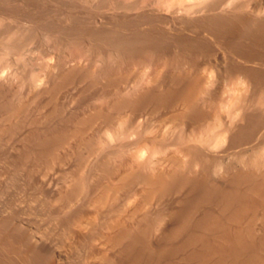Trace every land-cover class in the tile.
Wrapping results in <instances>:
<instances>
[{
    "label": "bare ground",
    "instance_id": "obj_1",
    "mask_svg": "<svg viewBox=\"0 0 264 264\" xmlns=\"http://www.w3.org/2000/svg\"><path fill=\"white\" fill-rule=\"evenodd\" d=\"M74 2L0 0L3 56L24 61L28 42L39 37L56 56L40 65V73H28L21 85L10 68L8 76H0V139L20 140L14 170L26 171L30 182V174L38 169L74 163L63 185L52 172L40 178L59 202L72 207L59 220L61 236L94 241L82 224L88 212L74 205L81 195L108 184L123 191L121 199L126 201L141 188L148 197L175 198L177 204L167 203L156 216L108 220L113 222L107 227L111 247L92 250L106 252L99 264H264V0H160L148 9L144 3H123L121 9L132 17L115 15L98 23V14L93 17L90 9L87 17L77 10H85L93 0ZM8 19L25 27L14 29ZM161 67L168 79L133 80V85L122 79L136 68L163 72ZM210 72L237 78L240 86L228 91L232 110L222 133L206 137L211 129L203 122L216 115L212 105L218 96L215 80H202ZM80 79H88L95 89L88 102L102 101L91 102L93 107L86 103L91 109L83 102L88 112H79L80 104L74 108L77 112L62 108V92ZM13 87L28 89L31 97L24 99ZM112 87L117 91L112 93ZM31 104L45 111L30 117ZM157 108L175 110L187 128L171 143L148 136L147 119L142 117ZM220 108L228 110L224 103ZM99 120L111 126L103 139L89 134ZM161 152L167 164L156 159ZM13 217H0V264H65L61 247L38 239Z\"/></svg>",
    "mask_w": 264,
    "mask_h": 264
},
{
    "label": "rangeland",
    "instance_id": "obj_2",
    "mask_svg": "<svg viewBox=\"0 0 264 264\" xmlns=\"http://www.w3.org/2000/svg\"><path fill=\"white\" fill-rule=\"evenodd\" d=\"M74 1H75L74 4L78 5L80 3V2H78L79 0H74ZM94 1H95V4L98 2V0H93V2ZM102 1L103 2L106 1V5L104 3H102V5H100ZM120 1L109 0V2H108V0H99L97 5H95L93 2H91L89 4L90 6L87 5L84 7V8L87 7L85 10L81 7L80 8L78 7L77 10L80 11L79 15L81 14L83 17H87L88 12H90V11L92 12V14L94 12L93 17L95 16V14H98L97 18H95L96 16L94 17V21H96V23H98L99 20H102V18H108L109 20H112L115 15L128 17V18L132 17L134 15V14H132V12L130 13V12H127L126 10L121 9V7H122L121 5H123V3L125 5H133L135 7H139V5H143V3H144L145 4V5H143L145 7L144 9H146V8L148 9V7L153 8V7L158 6L159 2H160V0H130V2H129V0H124V2H122L123 1L122 0L121 1L122 3ZM119 3H120V5H119ZM126 3H128V4H126ZM147 5H148V7H147ZM93 6L95 8L97 6H99L97 8L101 9V13L98 12V11H100L99 9L97 11V8L95 9ZM101 6H104L105 8L101 7ZM90 7H93L92 10ZM141 7L142 6H140V10H141ZM55 8L57 9V7H55ZM106 8H107V10H106ZM164 8L166 9V7H164ZM88 9H90V11ZM93 9H94V11H93ZM81 11L84 13L85 16L81 13ZM136 11H138V10H136ZM115 13H117V14H115ZM6 22H9V24L7 23V25H9V26H11V24L13 23V25L11 27H13V28L15 27L14 29L21 28L22 26L25 27L24 22L20 24L19 22L13 21V20H11V22H10L9 19H8V21L6 20ZM109 27H111V26H109ZM28 43H29V45L27 44V47H28L27 51L25 52V54L23 56L24 61H19L18 56H9V57L3 56L2 50H0V76H2V75H4L3 77L8 76L9 75L8 69L10 68V73H11V71L14 73H17V76H18L17 82L20 84V83H22L23 80H25L27 78L26 76L28 73H30V72L40 73L41 72L40 65L46 59L54 60V57L56 58L55 54L53 53L54 51L47 49V44L42 38L39 37L37 40L35 39L34 41H29ZM52 55H54V57ZM2 56L4 57V59H2ZM1 59H2V61H1ZM5 69H6V71H5ZM33 69H35V70H33ZM146 69L147 68H136V69H133L132 71L123 73L122 79L125 82L130 81V85H133L135 82H138L140 80H144L146 82V78L147 79L149 78L147 80V82L150 79L151 80L149 82H152V80H159L161 78H165V79L167 78L168 79V75H169L168 71L165 70L164 68H162L164 70L163 72L161 70H157V72L159 71L158 74H156L157 72L155 70H153L152 68L148 69L149 72L145 71ZM146 72H148V74ZM215 73L216 72L204 73L203 76H201L203 82L205 83L207 81V82H209L208 84H210V81L214 79L215 83L213 84L214 85L213 89L218 93V96L213 101L214 105H212L215 109L216 115L211 114L210 117L207 118L206 121L203 122L204 127H210V129H211V135L210 134L203 135L206 137H208V136L210 137L212 135H218L219 133H222L223 128H224V124L226 123L227 120H229L228 112L230 111V109L232 110V108L229 107L230 106L229 105L230 104V102H229L230 94L228 91H230V88L233 87V85L236 86L235 87L236 89H237V86H238V88L240 86L237 83V81H238L237 78L220 77V75H218L217 73L215 74ZM127 74H129L127 76V77H129L128 79L126 77ZM149 74L151 77L149 76ZM205 74H206V76H205ZM133 80H134V83H133ZM124 81H123V83H124ZM90 84L91 83L88 79H82V80L80 79L79 81L74 83V85H70L69 87H67V89L64 90L66 92H62V93H65L66 97L71 92L72 93L68 96V98H67L68 101L66 100L65 94H61V100L58 102L59 105H61V107L64 109L66 108V109H69L72 111V110H74V108L77 109V107L80 104L78 111L81 112L82 110L83 111L85 110L86 112H88L89 110L88 109L86 110L84 108V106L86 108L91 109L90 107L94 103L97 104V102L100 103L102 101L100 99L98 101L97 100L96 101L90 100V103L88 102L89 97L92 94V90L93 91L95 90L93 88L92 89L90 88ZM121 86H123V85H121ZM75 88H76V90H75L76 92L78 91L81 93V94L79 93L80 97L77 96L78 93H76L74 91ZM235 88H234V90H236ZM15 89H16V87L13 90H15ZM117 89L118 88L112 87V89H111L112 93L117 91ZM96 90L101 91L102 87L98 85ZM15 91H19L18 93H20L24 97V99L28 100V98L31 97L30 92L26 88L21 87V91L19 89H16ZM225 92H226V94H225ZM73 93L74 94L76 93L77 95L76 94L74 95ZM71 96H72V98H70ZM83 98L88 99L87 102H85L86 99L83 100ZM64 101L67 105L64 103ZM81 101H82V104L80 103ZM93 101H95V102H93ZM226 101H228V102H226ZM83 102H84V104H86V103L87 104L89 103V105H91L92 103L93 104L90 107H88V105L87 104H86L87 106L84 105ZM221 103L222 104L224 103L225 105H227L228 110H227V108H226V110L221 109L220 108L222 105ZM96 104H94V105H96ZM82 105H84V106L82 107ZM35 106H36L35 104H31V106H30V108H31L30 109V115H31L30 117L39 116V114H41L42 111H45V109L42 110V108H39L40 109L39 110ZM206 109L211 110L210 107L209 108L206 107ZM74 111L77 112V110H74ZM211 112H212V110H211ZM174 113H176V112H175V110L173 111L172 109L170 110V109H165V108H157L156 110H152V111H151V109H149L144 114V116L142 117V119L145 121L147 119L146 122L148 124L149 131H151V132L148 131V133H149L148 136L149 137L155 136V137H157V139L159 141H166V144H168V143H171L170 139H173L176 136H178L180 133H182L183 131H186L187 128L185 127L184 124H181L182 122L179 119V117L177 116V113H176V115ZM29 119H31V118H29ZM157 120H159V122ZM101 121L102 120H99V122L97 121V123H95V125H93V127L90 129L91 132H89V134L90 133L95 134L96 137L99 136L98 138L103 139L106 137L105 129L106 130L111 129L110 128L111 126L109 127V124H106V122L103 123ZM26 123H27L26 127H28L29 124H28V122H26ZM93 128H95V129H93ZM159 129H161V130H159ZM152 131L153 132L155 131V132L152 133ZM102 133H103V135H102ZM196 133L198 135L199 134L202 135V131H200V130H198ZM92 134H90V135H92ZM263 140H264V138H262L260 141L263 142ZM260 141H259V143H260ZM9 142L10 143L12 142V143L9 144ZM19 145L21 146V142L16 136H4L0 139V175H1L0 176V217L14 216L13 218L15 219L16 223H18L20 225L22 223L24 228H26V229L28 228L32 233H34V235L38 239H42L43 241L47 242L51 246L61 247L60 249L65 251L64 252L65 257H63V260H62V262L65 264H99V263L104 262V260H105L104 254L106 255V252H100V253L95 252L94 253V251H92V250H94L96 248V246L101 247V248L106 249V250L111 247V243L109 242V238L107 236V234H108L107 227L111 226L110 224H113V222H110V224H109L108 220L115 221V219H117L120 216H122V218H124L126 216L127 217L128 216H142V215H146V214L151 215V216H156V214L160 210H163L164 208H166L169 203H170L169 205H171V204L175 205V203H176L175 198L161 199L158 196L148 197L146 195V192H144L141 188L137 189L136 190L137 192H135L134 194L132 193L133 198H136V199H133L131 196L129 198V200L123 201L121 199L122 198L121 194H123V191H121L119 189L115 191L114 189L109 188L108 184H104V185H102L103 187L105 186V188L102 187L103 190H102V188H99V190L100 189L101 190H100V192H98L99 190H98V188H96L93 192H91L89 194H85L83 196L81 195L80 197H78V199L76 200L77 202H75V204H74L75 207L78 206V208H81V210L83 212L84 211L88 212L84 216L82 224H83V228L85 230L84 232L89 236H93L94 241L92 243L91 242L82 243V242H78V239H76V237H73V236L69 237L68 239H65L61 236V232H60V228H59V226H60L59 220L63 217L68 216L72 211V207L69 208V206H66V204H64L62 201L59 202V200H58L59 198L56 197L51 192V189L47 186L45 187V185L42 184V179H44V178L41 176L45 177V176H47L46 174H49L48 177H50V173L52 172L51 175L53 173L55 175H59V176H56V178H58L59 180L55 178V180H58L59 183L61 182L60 179L62 180V182L63 181H69L71 178V175H70L71 173L68 172V169L74 163L72 161H71V163H70V161L69 162L67 161V162H65L66 164H59L58 166L63 165L62 168H59L58 166L53 165L47 171L46 170L42 171V169L40 171L38 169L39 171L37 170L34 173L32 172L30 174L33 176V181L30 182L27 178V172L26 171L16 172L14 170V157L16 156L15 154H17V152H18V149L20 147ZM260 145H264V143H260ZM4 147H5V149H4ZM171 149H175V148L171 147ZM146 151L147 150L144 151V155H145ZM10 158H11V160H10ZM156 159L163 160L162 163H164V164L168 163L166 154L163 152L158 153L156 155ZM64 166H66V167H64ZM63 167L65 169L67 168L66 171ZM52 169H54V170H52ZM69 175H70V178H69ZM40 178H42V179L40 180ZM36 180L38 181V183ZM56 183H57V186L60 184H62V185L64 184V182L60 183V184H58V182H56ZM61 186H59V187H61ZM106 188L107 189L109 188L110 190H107ZM138 190H141V191H138ZM50 192H51V194H48ZM139 192L140 193L142 192V193L140 194ZM96 198H97V200H96ZM56 199L58 202L56 201ZM80 200H82V201H80ZM149 203L152 206H150ZM121 204H122V206H121ZM136 208L137 209L139 208V210L137 211ZM96 220L98 221V223L96 222ZM106 221H107V223H106ZM85 222H86V224H85ZM103 222H105V223H103ZM91 223L93 226H91ZM89 226H90V228H89ZM99 232L102 234H100ZM98 235H99V237H98ZM104 235H106V236H104ZM87 251H90V252H87ZM91 252H93V253H91ZM93 254H95V255H93Z\"/></svg>",
    "mask_w": 264,
    "mask_h": 264
}]
</instances>
